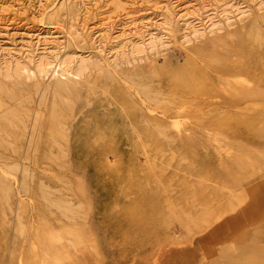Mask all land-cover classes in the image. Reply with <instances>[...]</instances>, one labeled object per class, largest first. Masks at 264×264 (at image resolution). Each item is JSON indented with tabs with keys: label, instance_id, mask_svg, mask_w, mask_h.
Masks as SVG:
<instances>
[{
	"label": "rangeland",
	"instance_id": "1",
	"mask_svg": "<svg viewBox=\"0 0 264 264\" xmlns=\"http://www.w3.org/2000/svg\"><path fill=\"white\" fill-rule=\"evenodd\" d=\"M85 1L77 26L126 17L112 0ZM215 1L214 32L184 42L178 23L157 27V49L128 58L110 42L100 54L59 0L0 15V264H264V53L249 38L255 19L264 34V0H232L229 19ZM40 30L73 70L81 57L98 65L4 76L12 48ZM190 60L205 79L181 85Z\"/></svg>",
	"mask_w": 264,
	"mask_h": 264
},
{
	"label": "bare ground",
	"instance_id": "2",
	"mask_svg": "<svg viewBox=\"0 0 264 264\" xmlns=\"http://www.w3.org/2000/svg\"><path fill=\"white\" fill-rule=\"evenodd\" d=\"M38 1L41 3L42 0ZM59 1L62 6H66L67 9L65 10V12L70 15L72 13L75 18L79 17H77V15H80L79 13H81L82 9H84L87 3L85 0ZM216 1H218L217 4L220 5V7L221 5H224V19L225 17L228 19L230 18L231 15L229 14V12H231V10L240 9L241 11V7L238 6V4L241 3H239L238 1ZM212 2L213 0H155V2H153L151 5L149 4L150 6L148 7L137 8L135 6H132L131 3H129L127 0H112V4L114 7L124 10L123 14L124 16H126L124 17V20L115 18L118 16L117 14L115 15V17H112L111 15H102V13L100 12L101 16L96 18L97 20L92 25H89L87 21H83L84 23L82 22L80 26H77L80 24V19L78 18V24L77 22L75 24V31L79 32L82 36L84 35L86 39L94 45L95 49L100 54L105 53L103 44L110 42L111 46L109 47V50H111L113 54H119L122 55V57L124 56L127 58L130 56L134 57L139 52L155 51L157 47L162 43L161 39L163 38V33L156 32L155 28L157 27H159L160 29H166L168 28L167 25H170L171 23H178L180 26L179 29L183 31L184 42H189L191 40H195L198 37H202L206 34L214 32L216 29L214 30L213 28H211V26H214V24L216 23V21L214 20L216 17H214V15L216 14L213 13ZM79 5L82 7L81 9L79 8ZM32 7L33 6L31 0H0V15L3 16V13H14V17L16 18L15 14H33L36 10ZM121 15L122 14H119L120 17H123ZM258 21L256 19L253 21L251 27L252 31L249 38L250 40H253L255 42L257 48L261 49L258 52L264 53V47H262L264 44V34L260 31L257 25ZM0 22H4V20L2 19V21ZM217 22H219L218 19ZM215 25L217 26V24ZM115 26L119 27L118 30L116 29V32H113V29L117 28ZM83 29L87 30L86 34H82ZM41 31L42 30L29 33L28 36L30 39L27 38L23 40L18 48H12L15 51L14 53H10V55L14 58V60L12 59L13 64L8 66V69L3 74L4 76L7 75L8 77L13 73L19 74L20 72H22L20 71V69H22L23 67L28 69V71L26 69L28 75H36L40 78H44V76H59V78L63 76L69 77V73L80 76L89 67L95 64L98 65L97 61L95 62L94 60H90L87 57H81L79 62L76 63L73 70L70 66L71 59H64V56H66V54L58 55V52L54 50V47L57 44L56 42H58L57 39H61H59L53 31H49L47 33L45 31V33ZM144 31L147 33V37H143ZM136 37H139L140 39H136ZM59 44H62L60 46L63 48L66 45L63 43V41ZM39 48L40 51L38 50ZM34 50H38L39 52L33 53ZM203 56L204 58H206V60L209 61V65L214 70H223V63L217 52L209 51L207 53H203ZM26 59L28 63L33 64V68H31L30 66L26 67V64L21 65L22 60L26 61ZM24 61L22 63H25ZM205 76V72L194 60H190L186 66L178 65L177 77L181 85L188 86L194 83H198L202 81V79L204 80ZM66 86L67 85L58 82L56 83L55 88L58 92H62L67 89ZM233 88L235 87L233 86ZM240 91L243 90H238L237 95H239ZM233 92H236V89H233ZM57 104H60V102L54 101L53 105ZM114 134H121L124 136L128 135L124 128L121 127L115 128ZM142 134L143 133L140 132L138 134V137L142 138ZM36 211L37 215H41L43 213L42 210L37 209ZM43 230L44 229H42V227L37 228V231L41 232Z\"/></svg>",
	"mask_w": 264,
	"mask_h": 264
}]
</instances>
